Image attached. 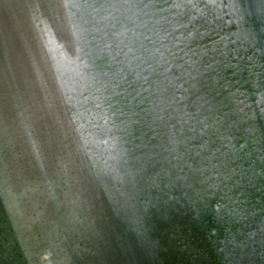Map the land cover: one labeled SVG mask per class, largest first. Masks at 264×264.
<instances>
[{
	"label": "trees",
	"instance_id": "16d2710c",
	"mask_svg": "<svg viewBox=\"0 0 264 264\" xmlns=\"http://www.w3.org/2000/svg\"><path fill=\"white\" fill-rule=\"evenodd\" d=\"M211 1L0 0V264L264 261V41Z\"/></svg>",
	"mask_w": 264,
	"mask_h": 264
},
{
	"label": "rangeland",
	"instance_id": "374dc122",
	"mask_svg": "<svg viewBox=\"0 0 264 264\" xmlns=\"http://www.w3.org/2000/svg\"><path fill=\"white\" fill-rule=\"evenodd\" d=\"M72 1V4L73 5H71V7L72 8H75L76 9V12L78 13V14H81L82 13V8L80 7V3H81V0H71ZM98 0H82V3L83 4H85V5H87L88 6V11H89V13H91V12H93V17H96L97 16V13L96 12H98L99 10H98V8L95 6V3L97 2ZM244 2L245 3H247L248 4V6H247V8H246V10L244 11V13H245V19L248 21H251V23H253L254 21H255V23H257V25H255L256 26V28L252 31V32H254V34H252L253 36H255L253 39H254V41L256 42V43H261V42H263L264 41V24L262 25V22L263 21H260V24H259V21H258V19H260L259 18V15L261 14V13H263L264 12V0H232L231 2H230V4L232 5V6H235V7H237L238 5H240V4H243L244 5ZM208 3L209 4H211L210 6H213L214 5V3L215 2H212L211 0H208ZM258 15V16H257ZM257 16V17H256ZM250 32V31H249ZM249 33H245V34H243V35H240L241 37H243L244 39H246L247 38V35H248ZM206 72V77H213L214 79H216V77H214V75H215V72H213V67H212V64H210V65H208V70H206L205 71ZM213 89H216V90H213ZM212 90H211V92L213 93V92H217L218 94H223V91H222V89H219V87H215V88H213ZM263 103V102H262ZM226 108L227 107H229V104L227 103L226 104V106H225ZM247 108H249V106H247V107H245L244 109L246 110ZM251 108V107H250ZM260 118H264L263 116H260ZM231 120V119H230ZM234 121H236L237 123H238V125H240V126H244V125H247V124H249L251 121H252V118H250V117H247V116H244V117H242L241 116V118H236V119H233ZM258 120H260L259 118H256V121H258ZM262 120V119H261ZM114 141L115 140H110L109 142V144L111 145H113L114 144ZM176 144V143H175ZM163 147H164V149H163V151L164 152H167L168 151V148L170 147V143H169V141L168 142H166V143H163V145H162ZM173 146V145H172ZM175 148H177L176 147V145L174 146ZM165 154V153H164ZM118 161H119V159L118 158H116L115 160H114V169L115 170H119V172H118V175L119 176H123V175H129V178H131V182H132V180L134 181V183L132 184L131 182H129L130 183V185L133 187V189L135 188H137V190H136V192H138L139 191V189H140V187H141V180H139V178H140V175H139V173H137V171L136 170H132L131 169V171H130V174L129 173H127V172H124V171H120V166H119V164H117L118 163ZM117 167H119V169L117 168ZM113 168H111V169H109V171L111 170V172H116L115 170H114ZM121 176V177H122ZM141 179V178H140ZM125 180H127V178L125 177ZM139 180V182H138V184H137V181ZM128 181V180H127ZM135 184V185H134ZM137 185V186H136ZM254 256H256L255 254H254ZM246 259H248L249 260V257L248 258H246ZM247 264H264V261H262V262H258V259H256V258H253V260H249L248 262H247Z\"/></svg>",
	"mask_w": 264,
	"mask_h": 264
}]
</instances>
